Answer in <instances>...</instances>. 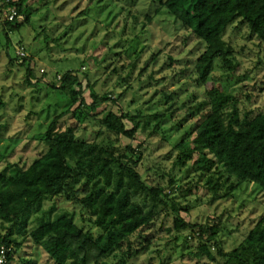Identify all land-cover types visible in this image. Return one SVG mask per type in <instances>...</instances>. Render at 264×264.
I'll return each mask as SVG.
<instances>
[{"label":"rangeland","instance_id":"obj_1","mask_svg":"<svg viewBox=\"0 0 264 264\" xmlns=\"http://www.w3.org/2000/svg\"><path fill=\"white\" fill-rule=\"evenodd\" d=\"M23 1L30 9V21L9 31V41L0 9V171L7 162L24 166L42 154L47 148L42 133L55 114L70 109L73 114L60 120L62 128L78 120L77 134L84 139L96 137L119 148L131 144L141 151L142 158L135 167L146 183L169 193L180 217L189 225H217L220 246L232 250L264 214V190L256 183H239L222 165L204 175L196 164L203 157L200 151L179 160L182 144L194 147V134L189 129L198 114L190 116L187 107L208 99L206 85L197 81L195 68L204 43L168 14L158 0ZM224 38L240 68L229 79L226 75L230 71L216 61L208 80L221 83L234 95L241 116L252 117L264 111V44L240 19L229 25ZM19 45H24L31 57L33 83L25 81L24 68L10 59L17 56ZM70 69L77 70L99 94L118 101L102 105L95 115L107 108L127 112L137 122L134 139L112 133L96 136L99 123L89 117L94 112L80 102L71 105L65 93L47 83L57 82ZM83 97L86 103L92 100L88 89ZM126 123L132 125L129 120ZM211 173L221 177L220 181L229 176V181L218 192L205 196L182 193L181 186L203 182ZM232 181L238 182L237 186L224 196ZM62 211L72 215L77 224L97 231L78 205L61 196L42 197L19 217L20 224L29 230L39 218L54 217ZM174 216L171 207L163 206L158 220L132 237V249L142 244L146 248L127 264H197L188 255L190 246L197 242V238H186L191 226L180 233L168 230ZM0 231H5L1 221ZM14 235L23 240L22 234ZM119 257L120 250L104 262L111 264ZM8 264L54 261L40 246L26 240Z\"/></svg>","mask_w":264,"mask_h":264},{"label":"trees","instance_id":"obj_2","mask_svg":"<svg viewBox=\"0 0 264 264\" xmlns=\"http://www.w3.org/2000/svg\"><path fill=\"white\" fill-rule=\"evenodd\" d=\"M158 1L182 27L204 43L195 68L197 81L206 85L208 99L187 107L190 116L198 114L189 129L194 134V147L189 149L182 144L183 156L179 160L189 159L194 151H200L203 157L196 164L204 175L222 165L239 183H256L264 190V111L252 117L241 116L234 95L221 83L208 80L216 61L230 71L226 75L229 79L240 68L234 63L232 46L224 38L226 29L235 20L244 22L250 34L264 44V0ZM9 4L15 5L23 16L14 21L4 19L3 32L7 41L8 32L28 23L31 14L23 0H10ZM0 6L1 9L6 3ZM10 59L18 61L24 68L25 81L33 83L31 57L10 56ZM47 83L65 93L71 105L80 102L94 112L89 117L99 123L96 136L112 133L135 138L137 122L122 109L119 112L102 109L99 116L95 115L102 105L109 101L117 104L118 101L99 94L94 85L84 82L77 70H67L57 82ZM86 89L90 92V103L83 97ZM70 112L65 109L52 117L42 133L47 146L42 154L24 166L7 162L0 171V221L5 230L0 231V249L4 248L5 264L12 261L14 253L26 240L40 246L54 264H105L104 259L118 250L120 257L111 264H127L131 257L146 248L142 244L140 248L132 249V237L158 220L163 206L171 207L175 213L169 231L180 233L191 226L186 238H197V242L190 246L188 255L197 264L214 261L219 264H264V214L232 250H224L218 240L217 225H189L180 217L179 208L169 193L146 183L135 167L142 158L141 151L131 144L119 148L96 137L84 139L77 134L78 120H72L62 128L60 120ZM127 120L131 121V126L127 125ZM229 176L220 181L221 177L215 178L211 173L203 182L197 180L180 189L186 196H205L218 192L229 181ZM169 182L173 185V177ZM238 182L232 181L224 196ZM44 196H61L78 205L97 234L84 224H77L66 211L54 217L39 218L36 226L27 230L20 224L19 217ZM15 232L22 234L23 240L18 241Z\"/></svg>","mask_w":264,"mask_h":264},{"label":"built area","instance_id":"obj_3","mask_svg":"<svg viewBox=\"0 0 264 264\" xmlns=\"http://www.w3.org/2000/svg\"><path fill=\"white\" fill-rule=\"evenodd\" d=\"M10 0H0V4L1 3H6V6H4L3 8H1L3 14H4V18L9 20V21H14L17 19H21L22 18V13H20L15 5L9 4ZM17 56L19 58L21 57H25L27 55L26 49L23 45H19L17 48V52H16ZM0 264H5V252H4V248L1 247L0 249Z\"/></svg>","mask_w":264,"mask_h":264}]
</instances>
